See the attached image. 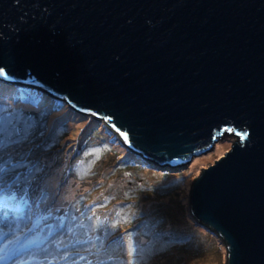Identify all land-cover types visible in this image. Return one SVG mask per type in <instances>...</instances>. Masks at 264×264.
Wrapping results in <instances>:
<instances>
[{
  "label": "water",
  "instance_id": "1",
  "mask_svg": "<svg viewBox=\"0 0 264 264\" xmlns=\"http://www.w3.org/2000/svg\"><path fill=\"white\" fill-rule=\"evenodd\" d=\"M0 81L102 119L161 168L228 140L190 179V216L224 264H264V0H0Z\"/></svg>",
  "mask_w": 264,
  "mask_h": 264
},
{
  "label": "rangeland",
  "instance_id": "2",
  "mask_svg": "<svg viewBox=\"0 0 264 264\" xmlns=\"http://www.w3.org/2000/svg\"><path fill=\"white\" fill-rule=\"evenodd\" d=\"M18 109L26 113L13 111ZM4 112L12 113V130L0 124V162L5 164L0 172L7 170L0 176L1 264L129 263L127 255H97L88 247L89 239L102 235V224L85 229L88 221L108 224L116 217L118 229L124 230L122 244L129 248L145 244L149 234L171 242H160L162 255L145 264H224V246L190 216L187 188L201 166L213 164L231 147L228 140H218L186 164L161 168L126 148L102 119L39 89L0 81V119ZM56 130L64 138L51 148ZM95 131L99 134L93 137ZM123 162L144 168L130 171ZM16 174L24 180L9 185ZM129 182L134 187L121 194ZM125 197L131 200L125 203ZM5 210L12 212L11 219L3 217ZM27 226L29 242L19 246V239L11 245Z\"/></svg>",
  "mask_w": 264,
  "mask_h": 264
},
{
  "label": "trees",
  "instance_id": "3",
  "mask_svg": "<svg viewBox=\"0 0 264 264\" xmlns=\"http://www.w3.org/2000/svg\"><path fill=\"white\" fill-rule=\"evenodd\" d=\"M13 111H16L18 113H26V112H23L21 109L13 110ZM5 113L6 112H4L2 118L0 119V124H3V125L6 124L7 125L6 129L7 130H12V129H10V125L8 124V119L11 117L12 113L11 112H10V114H5ZM38 113L41 114V112H37V114ZM43 116H45V113L43 114ZM18 120H20V118H18ZM8 125H9V127H8ZM41 125H42V127H44V122L43 121L41 122ZM26 126H29V125H26ZM98 134L99 133H97V131L93 132V137L97 136ZM61 135L62 134L60 132L57 133V130L54 131V133H52L51 136H53V139L51 140V146H52L51 148H58L59 147V141L62 138H64ZM85 145L86 146L88 145V138L86 139ZM79 149L81 150L82 146H80ZM91 160L93 161L94 159H91ZM4 166H5V164L0 162V170ZM69 166H71V163H70ZM122 166H125V167L129 166L127 169L130 170V171H139V170H142V167L144 168V166L140 165L139 163H137V165H135V164H132L131 162L129 164H127L126 162H123ZM5 173H7V170H4V171L0 172V176L5 174ZM12 173H14V172H12ZM26 175H25V177H27ZM20 180L21 181L24 180V178H22V176H20V175L16 174L14 176H10L9 185H12V183H16L17 181H20ZM129 184H130V186L127 185L128 188L125 189V193H121V194L126 195V191L128 192V190H132L131 188L134 187V184H131L130 182H129ZM2 190L4 191L5 189H2ZM128 193H130V192H128ZM133 198H134V196L132 197V199ZM122 200L126 203V202L130 201L131 199H129L128 197L127 198L125 197V199L122 198ZM125 210H128V209H125ZM2 215L6 219H11L12 218L11 217L12 216V212L10 213V211H7V210H5ZM117 221H118V217H116L115 219H111V221H109L108 224L101 223L99 221H95L94 219L88 221V225L85 226V229H88V226H90V225L94 227V226H98V225L102 224V225H100L101 226V234L102 235H100L98 233L93 238L88 240V247H89V249L92 252H94L97 255H98V253H101V252H103L102 254L112 255V256L114 254H115V256H117L119 254L121 256L127 255L131 262L124 263V264H145L146 260L149 261V260H151L153 258H157V257L162 255L164 249L161 247L160 242H162V243L165 242L166 245H168V243L170 242L169 239H167L166 237L162 236L161 234L150 235L149 232L145 231L146 229H144L143 233L149 234V235L146 236L148 238V241H146L145 244H142V245L140 244L138 246L134 245L135 246L134 248H129L128 246L122 244L121 237L123 235L124 230H119L118 229L119 225H117V224H120V223H118ZM150 227H151V225H150ZM152 227H155V226H152ZM25 228H23L21 230L19 235L22 234L25 231ZM29 236H30V233H29ZM29 236H27V234L24 235L22 241L25 240V243H28L29 242L28 241L29 240ZM18 237L19 236L15 237L12 241H10L12 243L11 245H13L14 242L16 243L20 239ZM210 237L212 239H209V240H211L213 242L216 241V239H214V237H212V236H210ZM3 240L4 239L2 238L1 242ZM5 241H4V243H5ZM174 242H176V241H174ZM22 244H24V243H22ZM158 244H160V245H158ZM170 244H171V242H170ZM79 250L83 251L84 248L82 250L81 249H79ZM76 252H78V251H76ZM0 257H1V253H0ZM81 262L82 261H80L79 263H73V261H71L70 263L71 264H81ZM103 262H104L103 260H100L99 264H103Z\"/></svg>",
  "mask_w": 264,
  "mask_h": 264
},
{
  "label": "bare ground",
  "instance_id": "4",
  "mask_svg": "<svg viewBox=\"0 0 264 264\" xmlns=\"http://www.w3.org/2000/svg\"><path fill=\"white\" fill-rule=\"evenodd\" d=\"M26 89V88H25ZM27 92V91H26Z\"/></svg>",
  "mask_w": 264,
  "mask_h": 264
}]
</instances>
